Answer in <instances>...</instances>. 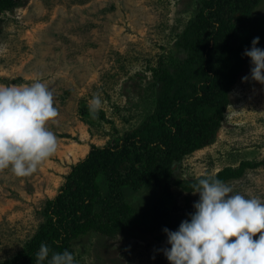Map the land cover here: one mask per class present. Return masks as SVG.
I'll use <instances>...</instances> for the list:
<instances>
[{"label":"rangeland","instance_id":"obj_1","mask_svg":"<svg viewBox=\"0 0 264 264\" xmlns=\"http://www.w3.org/2000/svg\"><path fill=\"white\" fill-rule=\"evenodd\" d=\"M23 1L2 14L0 85L30 84L37 78L47 83L59 110L47 127L58 137V148L28 175L0 170L2 261L21 250L35 233L45 218L47 199L56 196L72 165L88 154L92 143L104 145L139 127L158 103L166 102L163 83L153 72L162 59L174 77L183 74L187 79L181 90L179 82L173 84L182 97L201 91L206 76L199 63L190 61L191 51L183 38L202 0ZM254 12L264 16V0H258ZM251 66L250 59L231 90L215 140L175 161L177 176L214 174L244 159L264 160V84L251 79ZM245 75L247 81L242 80ZM94 96L101 104L90 109ZM99 181L106 191L104 177ZM226 183L244 195L264 198V164L247 167L242 177ZM124 194L138 207L139 225L156 201L168 209L179 205L187 218L186 207L199 199V193L172 183L127 186ZM140 226L114 236L95 231L78 236L76 260L79 264H171L163 251L170 247L167 239L154 241Z\"/></svg>","mask_w":264,"mask_h":264},{"label":"trees","instance_id":"obj_2","mask_svg":"<svg viewBox=\"0 0 264 264\" xmlns=\"http://www.w3.org/2000/svg\"><path fill=\"white\" fill-rule=\"evenodd\" d=\"M257 2L202 0L183 36L185 47L191 51L190 61L199 63L200 71L206 73L201 91L191 97L189 93L180 96L173 84L179 82L181 90L187 79L183 74L174 77L163 67L162 59L153 72L163 83L166 102L158 103L156 111L139 127L126 130L104 145L92 143L88 154L72 165L56 196L47 199L45 218L35 233L21 250L0 264H36L41 242H46L52 251L68 249L76 259L74 240L90 231L114 236L141 225V232L162 242L167 239L164 227L178 228L186 219L179 212L182 207L175 204L168 209L159 201L154 202L150 215L141 217L143 223L139 225L138 207L126 200L124 188L172 183L191 192L198 177L209 175L177 176L174 163L215 140L231 101V90L251 59L244 54L245 49L251 47L256 36L260 37L258 46H264V16L254 12ZM23 3L0 0V24L4 11ZM259 164L264 160L244 159L238 166H225L211 175L227 182L242 177L247 167ZM100 176L108 185L106 191ZM194 210V205L186 207L187 213Z\"/></svg>","mask_w":264,"mask_h":264},{"label":"clouds","instance_id":"obj_3","mask_svg":"<svg viewBox=\"0 0 264 264\" xmlns=\"http://www.w3.org/2000/svg\"><path fill=\"white\" fill-rule=\"evenodd\" d=\"M259 41L254 37L244 54L251 58V79L264 84V47ZM100 104L99 96H94L89 107ZM58 112L52 89L39 78L30 84L0 85V170L28 175L53 155L58 137L47 123ZM192 191L199 199L188 213L190 219H183L176 230L163 228L170 245L163 251L171 264H264V198L234 191L211 174L198 177ZM45 261L79 264L68 249L52 251L41 242L36 264Z\"/></svg>","mask_w":264,"mask_h":264}]
</instances>
